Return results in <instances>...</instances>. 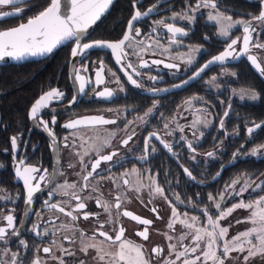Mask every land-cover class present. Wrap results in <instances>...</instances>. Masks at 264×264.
<instances>
[{
	"label": "flooded vegetation",
	"instance_id": "af4514ba",
	"mask_svg": "<svg viewBox=\"0 0 264 264\" xmlns=\"http://www.w3.org/2000/svg\"><path fill=\"white\" fill-rule=\"evenodd\" d=\"M125 1L129 2L131 10L130 17L126 21H123L122 18L112 24L106 21L102 23V26H111L109 32L106 33L107 36H101L100 33L93 31L88 33L82 42H117L126 34L128 23L136 9L144 12L149 7L155 6L148 17L134 22V28H139L141 35L136 36L134 41L126 42V44L131 43L132 47H126L129 55L122 61L125 64L131 62L140 73L137 76L131 69H127L141 87L137 88L128 81L124 70L116 63L111 50L89 49L83 57L77 56L73 59L71 57V49L74 46L72 42L56 50L51 58L22 65L0 66V227H5L7 224L4 217L12 214L15 218L16 230L20 233L19 236H13L11 235L13 230L9 229V234L6 237L7 244L0 241V262H4V264H11L13 253H19L16 257V264H32L37 258L41 264H59V259H53V257L62 258L64 264H81V261L83 264H105V261L110 259L109 257L106 256L105 261H99L96 259L97 253L94 249H89L87 253L81 251L82 243L90 242V237H95L96 242L104 239L98 235L99 223L97 218L89 217L85 220L82 216L83 212L99 213V221L105 222L102 230L110 235L115 236V232H112L113 227L122 225L126 230L125 238L143 245L145 258L150 260L151 264H164L166 259L176 260L174 254L170 255L168 245L170 243L175 244L177 250L182 251L178 238L186 230L178 223L175 225V231L166 227L171 216V208L167 202L157 196L149 203L150 197L147 187H144L140 193H136L135 191H128L123 186L117 188L112 180L107 179L111 176L117 178V183H120L118 178L122 173L130 172L132 168L140 170L145 186L150 183L148 176L153 175L159 186L164 189L165 195L173 201L180 213L188 212L190 216L196 215L200 217L201 221L205 219L200 211L201 208L207 206L211 212H215L211 202L207 199L209 194L219 199V194L224 192L225 186L236 178L240 180V183L236 185L237 189L249 177L251 178L250 183L255 181V184H260V177L264 173L256 176L245 173L235 175L233 170H235L234 164L238 161L259 162L264 159V156L259 153L255 156H249L250 151L260 145L253 144V142L255 135L264 125V121L241 120L246 117L244 115L236 117L244 123L241 135H239L237 128L234 130L227 124L229 118L233 117L234 105L240 107L257 105L260 109V93L257 89L234 86L238 76L240 78L251 76L255 79L256 84L264 87V75L260 74L246 59V56H241L238 59L229 58L223 65L218 63V65L209 66L194 82H189L187 86H184V82L193 77L199 68L212 60L214 56L221 54L231 39L239 38L240 42L235 45V48L237 52L242 50L244 35L242 26H236L229 37L220 38L216 24L207 19L210 10L206 8H201L194 13L189 12V15L195 16V20L191 23L183 19L171 21L170 18L173 13L186 11L189 6L195 7L199 0ZM215 2L218 10L231 16L233 20L248 21L259 14L262 6V0H215ZM30 8L31 5L29 4L22 5L21 13ZM13 10L11 6L0 9V11ZM160 19L165 20L166 23L173 22L177 27L184 28L188 35L177 36L176 39L180 43L170 44L171 34L166 29L157 27L155 32L152 31L155 27L154 22ZM116 26H118L117 31L111 33ZM253 26L256 31L252 34V43L264 44V27L256 22H253ZM135 41H143L144 43L136 45ZM156 41H159V46ZM149 44L152 47H148ZM193 46H199V51L191 53L193 62L187 64L180 57L187 59ZM165 47L169 48L170 51L165 53L163 51ZM142 48L144 51L141 52ZM134 50L140 53L144 61L148 62V67H139L141 60L138 59L137 55L132 54ZM250 54L255 55L257 62L260 63L261 67H264V49L250 45ZM153 60H160L162 63L153 64ZM101 61L105 66L103 73L105 83L96 86L95 70ZM167 63H175L178 67L166 68L164 64ZM82 65L87 66L88 71H81L80 74L86 78L90 77L92 81L86 83L83 94L79 93L78 82L73 79V66L81 67ZM226 71L235 73L233 80L225 76ZM112 73H115V77ZM150 77H155V79H150ZM212 77H216L214 82H211ZM117 78L119 83L115 82ZM177 85L184 87L179 88ZM215 85H219V87ZM105 88L113 92L110 99L96 95ZM51 89H59L64 93V97L59 101H53L49 108L41 110L38 118L42 117L48 122L49 128L56 137L55 144H53L52 137L41 126L37 125V121L30 117V109L35 101ZM233 89L254 91L258 95V102H241L237 98H233ZM74 96L76 103L70 105L69 102ZM194 97L197 99H193ZM190 99L192 105L189 108L185 101ZM229 104L231 109L228 108ZM150 108L153 109L152 114L145 116ZM197 109L201 110L199 114L204 113L206 115L205 119L210 121V125L200 129L198 124L194 131L191 127L193 117L190 114L198 113ZM225 111L229 113L227 117L224 116ZM53 115L57 121L55 125L51 123ZM88 116H103L105 119L115 120L116 123L95 127L81 126L78 129L63 127V124L70 120ZM141 117H144L146 122L142 121ZM222 119L224 120L223 129L220 128L219 123ZM241 121H238V125L242 123ZM165 124H168L167 129L164 127ZM254 124L263 125L249 136L247 129L254 127ZM178 126H182L183 131H180ZM133 132L134 135H132ZM153 132L159 134L162 140L172 146V152H169L159 140L153 137L149 142L148 151L145 153L146 139ZM169 132L171 135L168 134ZM193 132H196V135H193ZM200 132L203 133L202 137L199 136ZM109 133H115V136L111 139V147H105L101 155L110 154L113 150L117 151L119 155L114 156L112 161L101 162L97 173L105 179L101 180L98 176H94L89 180L91 187L97 188L98 191L93 192L91 187L81 190L84 165L80 163L81 157L77 153L83 154L85 149L88 150L89 154L84 155L83 159L90 171L91 162L98 158L90 146L100 143L97 137L103 139ZM129 135H132V139L125 147L121 141L127 139ZM12 137L17 138L16 149L12 148ZM65 137H67V141H65ZM235 139L241 141L233 149ZM83 141H87V143H83ZM189 141L196 149L195 153L187 147ZM65 143L69 145L67 148L64 147ZM153 146L155 147L154 152L152 151ZM208 152H214L215 156L208 157ZM144 155L147 156V159L141 160L140 157ZM20 160L29 166L39 168L41 171L34 174L37 176L42 175L45 169L49 174L54 170L63 173L57 175L52 183H41L42 191L34 194L31 206L25 202L26 189L23 182L15 175V164ZM69 165L73 166L69 167ZM183 168H188L196 179H190ZM97 181L99 182L97 183ZM130 181L135 184L136 177L131 176ZM65 182L75 183L77 194L86 203L85 209L80 210L79 213H74L80 217L75 222L59 211L50 210L44 203L45 201L60 203L66 208V211H71L72 208L63 203L69 201V197L59 194L49 195V190L53 189V185H60ZM35 183L36 181H33V184ZM255 184H252V187L244 193L243 197L232 196L229 198V194L225 193V203L222 204V208L231 206L239 199L247 201L257 198L261 192L252 191ZM125 193L130 202L124 200ZM177 194L180 200L184 201L183 204L176 200ZM116 195H121V199L124 200L121 204V210L126 209L153 222L148 226V240H143L136 235L137 231L144 229V225L123 216L119 217V225L108 224L106 223L108 214L103 211V208L96 206L95 199H85L92 196L114 202ZM138 196L140 199L137 198ZM141 199L143 203L140 202ZM70 203L74 207L77 202L72 200ZM191 204H196L198 207L193 208ZM153 207L158 209L161 219H156V214L151 211ZM25 212H28L27 216L24 215ZM116 212L117 210L113 208V220L116 219ZM248 215L249 211L237 209L226 219L220 221L222 226L231 225L228 238L251 227L247 222L236 223L237 220H244ZM50 221H54V223ZM34 224L39 226L40 236L32 231ZM62 224L71 226V230L62 228ZM45 230L48 231L47 236L43 235ZM164 233L173 236V239L167 240ZM65 237H69L72 242H69V239H65ZM21 239L27 243L26 249L19 243ZM53 240L56 242L55 244L52 243ZM182 243L189 245L191 237ZM61 246L75 253V255L65 254L61 250ZM156 246L163 248V253L159 257L152 251ZM44 247H50L51 252L44 253ZM102 247L105 252L116 251V248L110 247L108 242H105ZM196 255H200V253L198 252ZM247 255V251L242 254L231 253L232 257L239 256L235 264H244V256ZM182 262L183 258L176 261V264H182ZM225 264H234V262L228 259ZM248 264H264V261L257 256L249 259Z\"/></svg>",
	"mask_w": 264,
	"mask_h": 264
},
{
	"label": "snow or ice",
	"instance_id": "6c2138e0",
	"mask_svg": "<svg viewBox=\"0 0 264 264\" xmlns=\"http://www.w3.org/2000/svg\"><path fill=\"white\" fill-rule=\"evenodd\" d=\"M113 0H50V3L44 7V9L35 16L29 17L26 23H20L16 27H12L10 29H0V61H3L6 57L11 58L15 61H22L28 57H37L44 56L46 54H50L56 49L58 46L65 44L66 42H72L74 46L71 49V57L74 59L77 56L83 57L87 50L93 48H107L111 50V52L115 56L116 63L121 66L122 70H124V74L127 77L128 81L136 86L137 88L141 87V85L133 78V75L130 74L127 69H131L135 75H140L137 69L133 66L131 62L122 63L125 57L129 55L126 51L127 48H131L132 44L126 42L134 41L136 36H140V29L134 28V22L141 20L145 17H148L154 10L155 6L149 7L146 11L141 12L139 9H136L134 15L131 17V20L127 26V34L123 36V38L117 42H107V41H92V42H82L85 36L88 34V29L98 20L101 15L109 8L112 4ZM28 3V0H0V9L5 6H11L13 11H0V19H6L13 16L20 15L22 12V5ZM135 7V5H134ZM201 8L210 9L207 14V19L209 21H213L215 24L219 26V35L222 37H229L231 34V30L236 26H242L243 29V39L242 44L243 48L239 52H237L235 45L240 42L239 38L231 39L228 43L227 48L219 55L214 56L212 60H209L203 67L199 68L198 71L195 72V75L192 77L195 79L199 77L201 73L204 72L206 68L209 67L210 64L219 63L223 65L229 58L238 59L241 56H246V59L251 62V64L260 72L261 75H264V67H261L260 63L257 62V57L253 54H250V45L255 48L264 49V44L256 42L252 43V34L256 31V28L253 26V22L258 23L261 27H264V0H262L261 11L258 15L253 16L250 20H233L231 16L225 15L220 12L217 8V4L215 0H199L198 3L195 4V7L189 6L186 11H182L180 13H173L170 18L171 21H176L177 19L187 20L189 23L195 20L194 15H189V12H196ZM155 27L152 29L153 32L156 31L157 27H162L167 30L168 33L171 34V39L169 40L170 44H178L180 43L176 37H184L188 35V32L182 28L177 27L175 23L169 22L166 23L165 20L160 19L154 22ZM134 33V35H133ZM143 41H135L136 45H142ZM156 44L159 46V41H156ZM148 47H152L151 44ZM144 49H141V52ZM165 53L169 52L170 49L165 47L163 48ZM199 51V46H193L190 49V54L187 59L184 57H180V59L187 63L191 64L193 62V56L191 53H195ZM134 55L138 56V59L141 60L139 63V67H148V62L142 59L140 53L133 51ZM153 64H160L162 61L153 60ZM166 68H177L178 65L175 63H167L164 64ZM81 71L87 72V66L76 67L73 66L74 76L73 79L78 82V91L83 94L85 92L86 83H91V78H86L84 75H81ZM105 66L103 61L100 62L99 67L95 70V85L99 86L102 83H105L104 73ZM109 71H111L109 69ZM115 77V73H112ZM231 75H235V73H231ZM150 79H155V77H150ZM216 77H212V81L214 82ZM116 83H119V79L115 80ZM210 82V83H211ZM185 84L188 81L184 82ZM180 85H177L179 87ZM219 87V85H215ZM123 90V89H121ZM234 95H238L241 100H244L246 97L250 100L258 99V95L252 90L240 89L237 92L236 89L232 90ZM98 97L110 99L113 96V92L107 88L102 91L96 93ZM64 93L59 89H51L45 93H43L33 104L30 109V117L34 121H37V125L41 126L44 131L48 133L50 137H52L53 144L56 143V137L54 132L49 128L48 122L43 120L42 117L38 118V114L43 109H47L50 107V104L53 101H59L63 99ZM197 99V98H193ZM76 97H72L69 104H75ZM185 104L189 106L192 105V100L185 101ZM228 108L231 109V105H228ZM54 111V109H52ZM153 109H148L145 113V116H149L152 114ZM201 110L197 109L199 113ZM228 111L224 112V116H228ZM142 121L144 117L140 118ZM56 117L53 115L51 123L53 125L56 124ZM116 121L113 119H105L103 116H88L82 117L74 120H70L67 123L63 124V127L66 129H78L81 126L84 127H95L98 125H109L115 124ZM203 123L204 126H207L210 121L207 119H201L199 115L192 122L191 127L196 128L198 124ZM220 128H224V120H220ZM164 127L167 129L168 124H165ZM180 131H183L182 126H178ZM261 127V124H254V127H250L247 129L248 135L251 136L252 133ZM126 130V129H125ZM171 135V132L168 133ZM75 135V133H74ZM134 135V132L132 133ZM132 135H129L127 139H123L121 143L126 147L129 141L132 139ZM193 135H196V132H193ZM115 133H109L107 137L100 139L99 144L91 145L92 151H94L97 155V159L91 162V170H88L87 165L84 163L83 156L88 155L89 152L85 149L84 153H77L78 156L81 157L80 163L84 165L82 171L83 175L81 177L82 184L81 190H85L91 187L89 184V180L94 176H98L99 179H105V177L100 176L97 173V169L100 167L101 162H109L113 160L114 156H118L119 153L113 150L110 154L101 155V152L105 147H111V139L114 138ZM199 136L202 137L203 133L200 132ZM155 137V139L159 140L160 143L166 148L169 152H172V146L166 141L162 140L159 134L153 132L151 133L145 142L144 151L147 153L149 142ZM67 141V137L64 138ZM83 139V138H81ZM83 143H87V141H83ZM11 145L13 149L17 148V138H11ZM68 143L64 144V147L67 148ZM187 147L193 152H196V149L192 146V142L187 143ZM261 149H264V145H259L252 149L251 155H257ZM55 151V148H53ZM152 151H155V147H152ZM238 154V153H237ZM208 157H214V152H208ZM141 160H146L147 156H141ZM195 159V157H193ZM73 165H69L72 167ZM41 170L35 166H29L25 164L23 160L17 161L15 164V175L16 177L23 182V185L26 189V204L31 206L33 204V196L35 193L42 191L41 183H52L54 178L57 175H62L59 170H54L51 174L45 169L42 175H34L35 173L40 172ZM183 171L187 174V176L195 180L196 178L192 175L191 171L188 168H183ZM158 175V174H157ZM135 176L136 182L135 184L131 183L130 177ZM142 173L137 168H132L129 171L122 173V175L118 178L120 183H117V178L107 177V179L112 180L113 184L116 185L117 188H121L122 186L126 188L128 191H135L136 193H140L144 187L149 189L148 195L150 197L149 203L152 202V199L159 196L164 201L167 202L169 207L171 208V216L167 222L166 227L175 231V225L178 223L182 226L184 231L178 238L180 245L182 247L181 250H177V245L169 244L168 248L170 250V255L174 254L176 260L166 259L164 264H176V261L183 258L182 264H225V261L228 259L235 261L239 259V256L232 257L231 253H244L247 251L248 255L244 256V264H248L249 259L255 258L257 256L260 257L262 261H264V194L259 195L254 199H239L237 202H234L231 206L222 208V204L225 203V193L229 194V198L232 196L243 197L244 193L248 191L252 184H255V181H251V178H247L241 184L240 188L237 189L236 185L240 183L239 178L231 181L230 184L225 186L224 192L219 194V199L209 194L207 199L211 202L212 208L215 209V212H211L207 206L201 208L200 211L204 216V220L201 221L200 217L196 215H189L188 212L180 213L177 210L176 205L172 200L165 195V191L162 187L159 186L155 177L153 175H149L148 179L150 183L145 186L142 182ZM33 181H36L33 184ZM99 181H97L98 183ZM77 185L75 183L65 182L60 185H53V189L49 190V195L59 194L62 196L69 197V201H64L63 203L68 207L72 208L71 211H66V208L61 206L60 203H50L49 201H45V206L50 210H56L60 213H63L65 216L70 217L73 222L77 221L80 217L75 215L74 213H79L80 210L86 208V203L82 201L81 196L77 194L76 191ZM93 192L98 191L97 188L91 187ZM253 192H262L264 193V181H261L260 184H255V187L252 188ZM140 199V197H137ZM176 200L183 204L184 201L180 200L179 195H176ZM85 199H95L96 206L103 208V211L108 214V220L106 223L108 224H116L119 225V217H127L132 221L137 222L140 225H144V229L142 231H137L136 235L141 237L143 240H148L149 231L148 226H150L153 222L146 218H141L138 215L133 214L128 210H121V204L124 200H128L126 193L124 194V200L121 199V195H116L114 197V202H109L106 200H102L99 197H86ZM76 201V205L73 207L70 201ZM143 203V200H140ZM191 207H198L196 204H191ZM116 209V219L113 220L112 210ZM244 209L249 211V215L244 218V220H237L236 223L247 222L251 225L250 228L245 229L241 232H238L231 238H228L229 226H222L220 221L226 219L230 216L235 210ZM153 213L156 214V219H161L159 216V211L156 207L151 209ZM25 216L28 215V212L24 213ZM39 215V214H37ZM83 219L87 220L89 217H96L97 222L99 223V228L97 229L98 235L103 237L104 239L96 242L95 237H90L88 243H82L81 251L87 253L89 249H94L97 253L96 259L99 261H105V257H109L110 259L105 261V264H151V261L145 258V252L143 249V245L137 244L130 239L125 238V229L121 225L119 227H113L112 232H115V236L110 235L108 232L103 231L102 229L105 226V222H100L98 217L99 213H82ZM7 224L5 227H0V241H3L7 244L6 237L9 234V229H12L11 235L19 236L20 233L16 230L15 218L12 214H8L4 217ZM54 223V221H50ZM62 228H69L71 230V226L69 225H61ZM32 231L40 236L41 232L39 231V226L34 224L32 226ZM43 235L47 236L48 231L45 230ZM83 235V233H82ZM167 240L171 241L173 236L168 235V233H164ZM191 237V243L189 245H184L182 242ZM65 239H69V242H72L69 237H65ZM108 242L110 247H115L116 251L114 252H105L102 245ZM21 245L26 249L27 243L21 239L19 241ZM53 244L56 242L53 240ZM61 250L67 255H75V253L69 251L68 249H64L61 246ZM39 251V249H37ZM153 253L159 257L163 253V248L160 246H156L153 248ZM44 253H50V247L43 248ZM200 253V255H196V253ZM19 253H13V258L11 264H16V257ZM53 259H59V264H64L62 258L53 257ZM0 264H4V262H0ZM32 264H41L39 258L35 259ZM83 264V261H81Z\"/></svg>",
	"mask_w": 264,
	"mask_h": 264
},
{
	"label": "trees",
	"instance_id": "16d2710c",
	"mask_svg": "<svg viewBox=\"0 0 264 264\" xmlns=\"http://www.w3.org/2000/svg\"><path fill=\"white\" fill-rule=\"evenodd\" d=\"M50 3V0H28V3L31 5L30 9L25 10L20 15L13 17L12 19H3L0 21V28L1 29H8L19 25L20 23H24L27 21L29 17L35 16L38 12L42 11L44 7H46ZM24 4V6L26 5ZM33 5V6H32ZM130 5L128 1L125 0H115L106 14L97 22L95 23L88 31L91 33L96 31L100 33L101 36H107L106 33L109 32V27L102 26V23L108 21L109 24L115 23L119 18H122L123 21H126L130 17ZM122 21V22H123ZM123 24V23H122ZM117 27H114L111 33L117 31ZM106 28V29H105ZM56 52V51H55ZM54 52V53H55ZM237 87H248L257 89L261 95L260 100V109L258 106H250V107H240L237 105L233 106V114L232 118H229L227 126L233 127L234 130H238L239 135L243 133V125L244 123L241 120H255V121H264V87L260 86L259 84L255 83V79L250 77L240 78L238 76L237 83L234 84ZM244 115L246 116L244 119H236V117ZM238 121L242 123L238 125ZM241 140L235 139L233 142V149L238 146ZM253 144H264V125L260 128L259 133L255 135ZM235 170H233V174H249V175H258L264 173V159H261L259 162H253L250 160L246 161H238L234 164ZM264 194V193H260Z\"/></svg>",
	"mask_w": 264,
	"mask_h": 264
},
{
	"label": "water",
	"instance_id": "95a60500",
	"mask_svg": "<svg viewBox=\"0 0 264 264\" xmlns=\"http://www.w3.org/2000/svg\"><path fill=\"white\" fill-rule=\"evenodd\" d=\"M115 0H113V2H114ZM113 2H112V4H113ZM111 4V5H112ZM111 5L109 6V8L111 7ZM109 8L101 15V17H100V19L106 14V12L109 10ZM100 19H98L95 23H97ZM27 22V21H26ZM26 22H24V23H26ZM94 23V24H95ZM93 24V25H94ZM92 25V26H93ZM18 26V25H17ZM91 26V27H92ZM16 27V26H15ZM90 27V28H91ZM89 28V29H90ZM8 29H10V28H8ZM88 29V30H89ZM126 34H127V30H126ZM69 43H71V42H66L65 44H63V45H60V46H58L56 49H54L53 50V52L52 53H50V54H46V55H44V56H37V57H28V58H26L25 60H22V61H15V60H12L11 58H8V57H6L3 61H0V66H5V65H22V64H26V63H29V62H36V61H41V60H45V59H47V58H51L52 57V55H53V53L56 51V50H58L59 48H61V47H63V46H65V45H67V44H69ZM97 49H99V50H107V51H109L107 48H93L92 50H97ZM91 50V49H90ZM211 65H218V63H213V64H210L209 66H211ZM198 77H196L195 79H193L192 77L188 80V83L187 84H185L184 86H187L188 84H189V82H194L196 79H197ZM183 86V87H184ZM182 86H179V88H183ZM263 124H261V126H262ZM257 130V129H256ZM229 164H231V163H229Z\"/></svg>",
	"mask_w": 264,
	"mask_h": 264
},
{
	"label": "rangeland",
	"instance_id": "374dc122",
	"mask_svg": "<svg viewBox=\"0 0 264 264\" xmlns=\"http://www.w3.org/2000/svg\"><path fill=\"white\" fill-rule=\"evenodd\" d=\"M207 10H210V9H207ZM216 27H217V33H218V36L220 37V38H225V37H222V36H220L219 35V26L216 24ZM236 27H234L232 30H234ZM231 30V31H232ZM231 73L232 72H228V71H226L225 72V76H228L230 79H234V75H231ZM245 90H247V89H245ZM240 91V89H237V92H239ZM257 94V93H256ZM232 97L233 98H237L239 101H241V102H248V103H256V102H258V99H256V100H250V99H247V97L244 99V100H241L240 98H239V96L238 95H234L233 94V92H232ZM187 115V114H186ZM197 115H199L200 117H201V119H205V114L204 113H202V114H199V113H193V114H190V116L191 117H193V121H194V119H196L197 118ZM210 125V123L207 125V126H204V124L203 123H201V124H199L198 126L200 127V129H204V128H207L208 126ZM193 130L195 131L196 129H194L193 128ZM251 152H252V150L250 151V153H249V156H252L251 155ZM259 154H262V156H264V149H261L260 150V152H259ZM261 181H264V174L260 177V183H261Z\"/></svg>",
	"mask_w": 264,
	"mask_h": 264
}]
</instances>
